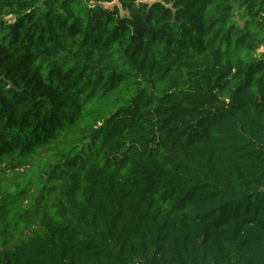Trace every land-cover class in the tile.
<instances>
[{"label":"trees","instance_id":"obj_1","mask_svg":"<svg viewBox=\"0 0 264 264\" xmlns=\"http://www.w3.org/2000/svg\"><path fill=\"white\" fill-rule=\"evenodd\" d=\"M113 1L0 0V264H264V0Z\"/></svg>","mask_w":264,"mask_h":264},{"label":"rangeland","instance_id":"obj_2","mask_svg":"<svg viewBox=\"0 0 264 264\" xmlns=\"http://www.w3.org/2000/svg\"><path fill=\"white\" fill-rule=\"evenodd\" d=\"M106 6L107 7H111V8H113V3L111 2V3H107L106 4ZM6 18L7 19H10V20H13L14 19V17L12 16V15H9V16H6ZM238 19L240 20V22L242 23V19L240 18V17H238ZM264 52V45L262 44V45H260L259 46V48H258V53L260 54V53H263ZM4 164H0V168L3 166ZM30 169H31V165L30 164H27V165H25L24 167H19V168H16L14 171L13 170H10V169H8V170H6L5 171V175L7 176V177H16V176H22L23 178H26L27 176H28V174H29V171H30ZM39 166H36V169L34 168V174L35 175H38V173L40 172L39 171ZM39 171V172H38ZM28 180V179H27ZM26 180V181H27ZM33 194H35V193H33ZM29 202V200H26L24 203L25 204H27ZM133 264H141V263H139V262H135V263H133Z\"/></svg>","mask_w":264,"mask_h":264},{"label":"water","instance_id":"obj_3","mask_svg":"<svg viewBox=\"0 0 264 264\" xmlns=\"http://www.w3.org/2000/svg\"><path fill=\"white\" fill-rule=\"evenodd\" d=\"M112 3H113V7H114L115 5L119 4V0H114Z\"/></svg>","mask_w":264,"mask_h":264}]
</instances>
